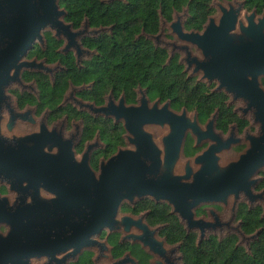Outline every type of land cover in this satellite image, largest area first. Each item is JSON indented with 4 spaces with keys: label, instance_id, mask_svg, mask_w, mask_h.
Instances as JSON below:
<instances>
[{
    "label": "water",
    "instance_id": "water-1",
    "mask_svg": "<svg viewBox=\"0 0 264 264\" xmlns=\"http://www.w3.org/2000/svg\"><path fill=\"white\" fill-rule=\"evenodd\" d=\"M238 10L231 6L227 11L222 9L217 24L208 18L201 34L178 30L181 38L200 50L201 57L191 56L187 65L193 64V71L200 70L207 81H216V90L242 97L246 102L244 112L249 110L258 126L257 136L249 137L250 146L238 154L236 161L215 174L214 153L229 143L217 138L215 144L193 157L198 165L195 170L189 168L187 161L183 174L175 173L172 168L180 157L184 133L187 129L194 132L195 118L190 121L185 110L179 114L169 111L167 103L158 107V100L148 105L143 97L136 105H124L119 99L117 107L109 102L106 107L91 109L93 115L120 120L127 141L135 146L134 150L117 148L100 160L97 172L88 163L92 144H87L76 160L71 144L60 139L49 141V132L43 127L25 139L31 142L29 145L0 134V177H7L10 189L17 193L26 191L17 187L21 180L35 187L30 203L23 204L26 195H18L19 203L7 207L5 198H0V223L8 226L0 235V264H28L30 258L42 257L46 259L42 264L61 262L81 247L97 245L103 249V244L94 238L104 228H115L121 200L134 197L166 201L184 229H197L201 237L203 227L209 223L193 218L192 209L197 204L224 202L229 194L237 196L239 191L248 193L252 183L248 178L264 166V91L259 82L264 75V16L256 23L247 17V24H240L239 30L249 39L232 43L228 33L235 26ZM60 15L55 0H0V112L7 83L17 79L21 68L39 66L34 60L21 59L36 40L40 41L41 29L51 28L55 37L62 35L67 39V45L74 42L77 34L69 30V24L61 22ZM149 124L167 126V133L161 137L162 156L151 134L142 129ZM205 126L211 129L212 121ZM54 146L55 152L44 150ZM38 186L54 196L49 199L50 206L48 200L42 202L46 215L40 219ZM143 229L141 237L133 238H138L142 247L164 256L161 242L146 227ZM121 263L123 260L112 264Z\"/></svg>",
    "mask_w": 264,
    "mask_h": 264
},
{
    "label": "rangeland",
    "instance_id": "rangeland-1",
    "mask_svg": "<svg viewBox=\"0 0 264 264\" xmlns=\"http://www.w3.org/2000/svg\"><path fill=\"white\" fill-rule=\"evenodd\" d=\"M103 1H110V0H103ZM56 10L61 12L60 20L63 24H69V30L72 33H76L77 36L74 37V42L67 45V39L59 35L55 37L53 30L51 28H43L40 31V41L36 40L34 42V46L38 47V42L44 41V34L49 33L51 37L56 38V40L60 41L59 50L65 51L64 54H60L62 57L68 55L71 58H77L78 61L84 63L85 60H88L91 56H97V48L94 45L100 37H108L112 34L113 25H92L88 22V19L85 16H81L78 19L77 26H73V22L70 20H66L65 16L67 14V9L64 6V0H55ZM229 6L236 9L239 8L237 11V18L234 28L228 33V36L231 39L232 43L243 42L248 40L249 38L239 30L240 24H247V17H251L254 23L258 21L261 17L264 16V0H209L208 9L209 13L205 19V21L198 27V28H190L186 27V22L190 18V9H189V0H187L179 9L169 8V11L164 10V7H161L157 10L158 14V24L155 32H146L141 27L137 30L135 34V38H143L148 39L152 45L159 46L165 49L167 58L176 57L177 63L180 65L182 73L184 76L191 77L193 80L202 81L208 89H216V83L212 81H207V79L202 77V73L200 70L193 71V64L187 65V61L191 56H195L200 58V50L195 45L190 43L187 40L181 38V35L178 34V30L182 33H197L201 34L204 30L203 24L208 22V18H211L214 24L218 23V19L221 16L222 9L227 11ZM264 33V28L263 31ZM100 40V39H99ZM67 48H66V47ZM32 47L28 49L24 57L21 61H33L35 63H39V66L35 67H28V68H21L17 75V79L14 81H10L4 87L3 95L5 96V102L1 103V112H0V134L7 137V139H13L18 141L22 144L26 143L29 145L31 142L26 141L25 139L33 133H38L39 127H41L40 121L45 120V125L50 127V119H44L45 115H48L49 112L44 109H40L37 107L35 109L34 105L35 99L37 96V92H41L42 84L38 81H33V78L25 79L24 74L29 73L33 74V71H38V67L41 70L46 69L45 75L53 74L55 71L58 70V65H55L53 62L49 63L46 59L37 58L35 55H28V52L32 50ZM59 54L58 52H56ZM80 58V60H79ZM62 64V63H61ZM65 66V64H63ZM39 69V70H40ZM46 77V76H45ZM260 79V86L264 91V83L262 79H264V75L259 77ZM46 84L48 85V79L46 77ZM93 81V80H91ZM93 83V82H92ZM87 85V84H86ZM88 88V86H85ZM133 98L131 101L133 105L139 104V100L143 98H148L149 101H153L155 98L151 97L148 92V88L146 85L136 84L133 88ZM22 92V94H21ZM72 93L71 98L69 94ZM120 93L119 98L120 100H124L122 97V91ZM224 97L226 98V102L224 108H228L229 111L236 114V116L241 119L244 124H238L235 120H231L229 123V127H224V123L220 121L219 124L216 122V116H218V111L215 110L214 113L210 115L208 118H204V121H212V126L216 123L215 132L217 134H221L225 136L228 135H237L241 137L240 142L238 141H229L228 147L221 148L217 152L214 153L216 157V167H215V174L221 172L229 163L235 162L238 158V151L242 146L249 147L250 146V138L247 134H255L257 131V124L252 120V114L250 111L244 112L245 107V100L242 97H233L231 93H225ZM72 98L80 99V96L77 94V90L74 88H70L66 91L62 98V104H69L75 105ZM116 98V97H115ZM118 98V99H119ZM117 99V100H118ZM82 100V98H81ZM84 101V100H83ZM127 101V99H126ZM125 101V102H126ZM128 102V101H127ZM106 105H109V101L106 100ZM85 107H81L84 114L90 115L93 112L91 109L92 101H84ZM152 102L150 103V105ZM42 105V104H41ZM64 105L59 107L56 111V127H61L63 129V133L65 136H68L69 132H75V126L78 125V121L75 118H72L71 121L64 118L62 115L66 114L63 112ZM92 105V106H91ZM77 108V106H75ZM48 108V107H47ZM193 112L189 111L187 113V117L190 121H192ZM218 118V117H217ZM54 121V120H53ZM207 122L205 124H207ZM121 124V123H120ZM201 124V123H200ZM202 125V124H201ZM197 126V125H196ZM206 126L204 125V128ZM198 129L203 128L199 125L197 126ZM212 128V127H211ZM142 129L146 132H149L152 136L153 143L155 146L160 150V156L163 155L162 153V144H161V137L166 133L167 126H159L155 124L143 125ZM227 129V130H226ZM226 131V132H225ZM225 132V134L223 133ZM129 135V134H128ZM124 146L122 149H129L134 150L135 146L132 143L127 141V133L125 132L123 136ZM90 142L96 143V140L93 138ZM90 143V144H92ZM93 143V144H94ZM203 144L199 147H204L207 144L206 141L202 142ZM92 144V145H93ZM98 146V145H95ZM93 147V146H92ZM230 147V148H229ZM246 147V148H247ZM189 162V165L192 169H195V163L193 159H183L178 157L175 161L172 170L176 173H181L184 165ZM225 166V167H224ZM251 180L252 183L248 187V194L241 192L240 195L234 196L233 194H229L224 202H214V204H204L200 206H206L205 209L202 208L200 211L199 216L197 215L199 212H196L195 216L202 217L205 220H211L212 217L208 213V208L211 207L215 212L216 219L221 222L219 227H216L213 230V236L218 237L228 233H233L236 236L237 244L242 246L244 250L249 254L252 251L253 243L256 241V231L253 233H245L240 230L238 227L239 221L234 215L235 207L237 203H253L258 205L264 214V166H260L255 170V172L248 178ZM13 191L8 193V198L11 199L13 197ZM241 194H245L247 198H244ZM47 194L41 192L39 195L40 201L48 200L46 197ZM147 197H142L137 199L134 197L132 200L122 199L119 204V211L117 212L114 218V229L111 228H104L100 231L99 235L94 238L96 242L103 244V249H99L98 246H85L82 248L81 253H76L74 256H69L62 260L61 262H54L52 264H112L117 262L118 260H123L121 264H137L136 259L127 251L122 250L119 251V254L115 255L113 251V245L111 241L107 239L108 235L116 234L115 238H119L118 242L121 243H128V244H136L141 245V242L138 238L133 237H141L144 233V229L146 227L147 232H149L155 240L161 242V247L164 250V256H161L153 251H150L147 246H143L144 250L148 251V255L150 257V264H182V259L180 256L179 249V242L167 243L162 241V236L158 234L159 229L161 228V224L157 225H149L144 222V215L146 211H138L136 213H132L128 210H124L123 207L129 206L132 207L136 202L145 199ZM148 199V198H147ZM42 202L39 204V208L37 214L39 215V219L42 217L44 218L46 214L43 213V209L41 208ZM209 207V208H210ZM197 211V210H196ZM199 211V210H198ZM229 222V223H228ZM147 225H146V224ZM228 223V224H225ZM0 231H3V227L0 226ZM197 238L196 242L199 241L198 239V230H194ZM209 232H207L208 234ZM211 233V231H210ZM138 239V240H137ZM110 245V246H109ZM264 246V244H263ZM85 248V249H84ZM87 252V255L85 254ZM90 256V257H89ZM57 258H60L58 256ZM46 262L45 258H30L28 264H42Z\"/></svg>",
    "mask_w": 264,
    "mask_h": 264
},
{
    "label": "trees",
    "instance_id": "trees-1",
    "mask_svg": "<svg viewBox=\"0 0 264 264\" xmlns=\"http://www.w3.org/2000/svg\"><path fill=\"white\" fill-rule=\"evenodd\" d=\"M187 0H64L67 9L66 20L77 26L78 19L85 16L92 25H113L112 34L100 37L94 45L98 55L89 61L85 69L69 71L73 83L93 80V88L88 92L90 99L96 98L100 90L111 88L118 93L123 91L128 101L133 98L132 88L136 84L146 85L151 97L159 96L162 100L171 98L174 107L184 105L188 110L197 109L198 120L202 121L214 107H219L220 118L235 120L238 124L244 122L233 113L222 110L224 96L221 93H207L206 87L201 82L194 83L192 78H184L180 73L181 67L176 64V57L166 62L164 48L154 46L148 39L135 38L137 30L141 27L146 32H155L158 24L157 10L164 7L179 9ZM209 0H189L190 18L186 27L198 28L206 19L209 9ZM45 49L39 50L36 46L28 52L37 58L44 57L48 62L61 58L55 48L60 44L49 33L44 34ZM65 57H70L66 55ZM37 78L36 74L25 73L24 78ZM37 80V79H36ZM41 93H48L49 99H56L57 94L65 84L64 79L48 91V85L41 78ZM264 83V79H262ZM91 92L93 94H91ZM55 95V96H53ZM47 100V97H46ZM54 101V100H53ZM222 110V111H221ZM97 131L103 143L102 148L93 150L89 157V166L96 169L98 156L107 157L112 154L116 146L123 144L121 134L123 129L119 123H112L110 119L85 116L84 128L77 150L86 139H91ZM191 138L185 137L183 154L190 156L198 150L192 147ZM264 187V182H263ZM124 210L132 213L146 211L145 222L149 225L161 224L158 234L163 236L167 243L179 242V252L182 264H264V217L259 218L260 209L254 207L248 211L240 205L237 216L244 221L241 229L251 232L256 227H262L257 240L253 243L251 253H246L244 248L236 244L233 234L217 240L214 236L195 242L193 232L186 233L164 203H154L148 199L136 202L132 207L125 206ZM116 234L108 235L107 239L113 245L115 255L119 251L127 250L137 260V264H149V255L138 245L117 243Z\"/></svg>",
    "mask_w": 264,
    "mask_h": 264
},
{
    "label": "flooded vegetation",
    "instance_id": "flooded-vegetation-1",
    "mask_svg": "<svg viewBox=\"0 0 264 264\" xmlns=\"http://www.w3.org/2000/svg\"><path fill=\"white\" fill-rule=\"evenodd\" d=\"M55 40H56V38H54ZM34 45V44H33ZM38 47H39V50H41V51H43L44 49H45V40L44 41H42V42H38ZM60 46V45H59ZM59 46L58 47H56L55 48V51L56 52H58L59 54H64L65 52H67V50H65V51H62V50H59L60 48H59ZM67 48V47H66ZM36 57V56H35ZM42 59H44V57H41ZM94 57L93 56H91L88 60H85L84 61V63H80L79 61H78V59L77 58H71V57H61V58H57V59H55L54 61H51V62H53L55 65H58L59 67H58V70L57 71H55L53 74H50V75H45L46 73V69H44V70H41L40 69V67H38V71H33V73L34 74H36L38 77L37 78H34L33 77V81H38V82H41L42 80H41V78H44V80L46 79V77H47V79H48V91H50V89L54 86V84H59L60 82H62V80L64 79V81H65V84H63V86H62V89L59 91V93L57 94V97H56V99H49L50 98V95H48V93H50V92H46V93H41V92H37V96H36V98H34L35 99V109H37V107H39L40 109H44V110H47V112H49L48 113V115H45V118L44 119H50V121H51V123H50V127H47L46 125H45V120H42V121H40V126L41 127H43L47 132H49V141L50 140H54V139H60V140H63V141H68L70 144H71V149H72V151L74 152V158L76 159V160H78L79 159V157H80V155H81V153L85 150V148H86V145L87 144H90V143H92V142H90L91 141V139H95L96 140V143H92L93 144V147L91 148V150L89 151V156H88V163H89V157H90V154H91V152L93 151V150H95V149H97V148H102L103 147V143L101 142V140L99 139V137H98V133H97V131H95L94 132V134H93V136L91 137V139H86V140H84L83 142H82V144H81V148H80V150H77V146L79 145V143H80V140H81V136H82V132H83V128H84V123H85V116H88V117H92V118H95V117H101V118H107V119H110L111 120V122L112 123H121L120 125H121V127H122V122L120 121V120H117V121H114V119H113V117L112 116H102V114H98V113H96V115H93V114H90V115H88V113L87 114H84V112L85 111H83L82 110V106L83 107H85L86 108V106H87V104L86 105H84V101H88V102H90V101H92V107L93 108H97V107H106L107 105H106V100L107 101H109L112 105H113V107H117V103H118V101H119V94L120 93H116V91H113L111 88H108L107 90H105V91H102V90H100V94H99V96H97L96 98H99V102H97L96 100L97 99H90L89 98V96H88V92L90 91V89H92L93 88V81H91V80H87V81H80V82H78V83H73L71 80H70V74H68L69 73V71H76V70H79V69H85L86 67H87V64L89 63V61H91L92 59H93ZM171 58H167L166 57V62H168L169 60H170ZM79 60H80V58H79ZM62 63V64H61ZM48 65H50L51 63L49 62V63H47ZM63 64H65V66L63 65ZM176 64H178L177 63V59H176ZM179 65V64H178ZM180 66V65H179ZM40 69V70H39ZM180 73H182V70L180 69ZM46 76V77H45ZM184 76V75H183ZM184 78H191V77H188V76H184ZM37 79V80H36ZM193 80V79H192ZM46 81V80H45ZM193 82L194 83H196V82H201V83H203L202 81H199V80H193ZM215 83H216V81H214ZM259 82H260V79H259ZM87 84V85H86ZM204 84V83H203ZM261 84V83H260ZM85 86H88V88H85ZM204 86L206 87V90H207V93H221L223 96H224V94H225V92H223L222 90H216V89H208L207 88V86L204 84ZM70 88H75L76 90H77V94L80 96V99H74V98H72V100H73V102L75 103V105H69V104H62L63 102H62V98H63V96H64V94L66 93V91L68 90V89H70ZM21 94H22V92H21ZM91 94H93L92 92H91ZM53 96H55V95H53ZM71 96H72V93L71 94H69V97L71 98ZM122 97H124V100H123V104L124 105H133V103L132 102H129L128 100V102L126 101V97H125V94H124V92L122 91V95H121ZM46 97H47V100H46ZM116 97V98H115ZM81 98H82V100H81ZM119 98V99H118ZM154 100H158V104H157V106L158 107H160L162 104H164V103H167V109L169 110V111H171V112H174V113H177V114H179L182 110H185V112L186 113H188L189 111H192L193 112V115H192V117H194L195 118V123H196V125L198 126H200V127H203V128H200V129H198L197 128V126H196V129L194 130V132H191L189 129H187L186 131H185V133H184V137H183V139H182V143H181V147H180V157L181 158H185V159H189V158H191V159H193V157L195 156V155H197V154H199L203 149H205L209 144H215L216 143V140H217V138L219 139V141L220 142H224V141H231V140H233V141H239L240 142V140H241V137L240 136H237V135H228L226 138H225V136L224 135H222V133L220 134H217L216 132H215V129H216V123L217 124H219L220 123V121H222L223 123H224V127L225 126H227V129H228V127H229V123L231 122V120L230 119H228V118H220V109H219V107H214L213 109H212V111H210L207 115H206V117L205 118H208V117H210V115L212 114V113H214V111L215 110H219L218 111V116H216V120H218L219 119V121H217L213 126H212V128L211 129H206V128H204V125H206L205 123L207 122V121H204V119L202 120V121H200V120H198V116H197V109H196V107L195 108H192V109H190V110H188L187 108H185L184 107V105H182V104H179V107L178 108H176V107H174V104H173V101L171 100V98H168V97H166V98H164V99H160L159 98V96H154ZM118 99V100H117ZM84 100V101H83ZM147 100H148V105H150V103L151 102H153V101H149V99L147 98ZM226 100V98L224 97V99H223V101H222V110H227V111H229L228 110V108H226V106H225V108H224V105H225V101ZM126 101V102H125ZM42 104V105H41ZM62 105H64V109H63V112L64 113H66V114H64V115H62L64 118H66V119H68L69 121H71L72 120V118H75L76 119V121H78V125H76L75 126V132L73 133V131L72 132H69V134H68V136H65V134L63 133L64 131H63V129L61 128V127H56L55 126V123H56V120H55V118H56V111L59 109V107H62ZM75 106H77V108L75 107ZM48 107V108H47ZM108 109H111V108H108ZM244 109H245V107H244ZM221 110V111H222ZM247 111H249V110H246L245 112H247ZM229 112H231V111H229ZM86 113V112H85ZM231 113H233V112H231ZM234 114V113H233ZM235 116H236V114H234ZM218 117V118H217ZM237 117V116H236ZM238 118V117H237ZM239 119V118H238ZM54 120V121H53ZM241 120V119H240ZM202 125H201V124ZM244 124V123H243ZM38 128H39V126H38ZM122 129H123V127H122ZM226 129V130H227ZM226 132V131H225ZM225 132H223L224 134H225ZM166 133H167V131H166ZM165 133V134H166ZM124 134H125V130L123 129V133L121 134V137H122V141H123V136H124ZM164 134V135H165ZM257 134H258V128H257V131H256V133L255 134H247V135H249V137H253V136H257ZM163 135V136H164ZM186 136H189L190 138H191V145H192V147H198V150L196 151V152H194L192 155H190V156H185L184 154H183V151H182V148H183V143H184V140H185V137ZM211 136H213V137H216V138H212ZM204 141H206L207 142V144H205L204 145V147H202V148H200L199 146L200 145H202L203 143L202 142H204ZM95 145H98V146H95ZM124 146V141H123V144L121 145V146H116V149H115V151L117 150V148H122ZM247 147V146H246ZM246 147H244V146H242L241 148H240V150L238 151V154L239 153H241V152H243L244 151V149H246ZM230 148V147H229ZM44 150H46L47 152H49V153H52V152H55V146L54 147H51L50 149H44ZM114 151V152H115ZM113 152V153H114ZM111 155V154H110ZM110 155H108V156H110ZM107 156V157H108ZM107 157H103V156H98V159H97V165H96V169L94 170L95 172H97L98 171V165H99V163H100V160H105ZM189 164V163H188ZM195 166H197L198 167V165H195ZM196 167V168H197ZM189 168L191 169V170H195V169H192L191 168V166L189 165ZM176 173V172H175ZM182 174H183V170H182V172H181ZM181 173H179V174H181ZM10 180L7 178V177H2V175H1V177H0V198L1 197H4L5 198V201H6V203H5V206H7V207H13L14 205H16L17 203H19V200L20 199H18L17 197H18V195H19V197L20 196H23V195H26V197H25V199L24 200H22V203L23 204H26V203H30V194H31V192L33 191V188H35L34 187V185H28L27 184V182H25V181H22L21 180V182H19L18 184H17V187L18 186H20L21 188H22V190H26L23 194H21V192L18 190V193L17 192H15L14 190H12V189H10V182H9ZM13 182H15L14 180H13ZM14 184V183H13ZM37 190H38V195H37V198H38V200H39V195H41V192L42 193H44V194H47V196L46 197H48L47 199H48V204H49V206H50V202H49V199L50 198H52V197H54L52 194H50V193H48L47 191H45V189H43V188H41L40 186H38L37 187ZM11 191H13L14 193H13V197L11 198V199H9L8 198V193H11ZM242 191H239L238 193H237V195L239 196L240 195V193H241ZM244 198H247V196H245V194H241ZM247 195H249L248 193H247ZM148 198V197H147ZM147 198H145V199H147ZM148 200H151L152 202H154V203H164V204H166V205H168L169 206V208H170V212H171V209H172V207L166 202V201H161V202H155V201H153L152 199H150V198H148ZM40 202H44V201H38V207H37V209L39 208V204H40ZM21 204V203H20ZM204 204H214V202H201V203H199V204H197L193 209H192V212H193V218L194 219H201V220H203V221H205V222H208L209 223V225L208 226H206V227H203V235L201 236V237H199V232H198V239H199V241H201V240H204V239H207L209 236H213L214 234H213V230H215V228L216 227H219L220 225H221V222L219 221V220H217L216 219V215H215V212L213 211V209L210 207H207L208 208V213H209V215L212 217V219L211 220H205V219H203L202 217H198L199 216V214H200V211L202 210V208L203 209H205L206 208V206L204 207V206H200V205H204ZM240 205H244V207H245V209L248 211L249 209H252V208H254V207H258L259 209H260V213H259V218H262V217H264V214H263V211L261 210V208L258 206V205H255V204H253V203H248V204H245V203H237V205H236V207H235V212H234V215H235V217L237 218V220L239 221V228H240V230L241 231H243L242 229H241V225H242V223H243V219L241 218V217H239V216H237V210H238V208H239V206ZM6 207V208H7ZM197 210V211H196ZM199 210V211H198ZM196 212H199L197 215L198 216H195L196 215ZM172 213V212H171ZM146 214V213H145ZM174 216H176V218H177V220H178V222L182 225V227L184 228V224L183 223H181L180 221H179V219H178V217H177V215L175 214V213H172ZM145 216V215H144ZM144 221H145V219H144ZM229 223V222H228ZM228 223H225V224H228ZM0 226L1 227H3V231H0V235H4L5 234V232L8 230V226H7V224H5V223H0ZM261 229H262V227H256L255 229H253V231H251V232H245V233H253V232H255L256 231V240H257V238H258V235H259V233H260V231H261ZM185 230V229H184ZM194 230H196V229H191V230H189V231H186L185 230V232L186 233H188V232H193L194 234H195V232H194ZM210 231H211V233H210ZM207 232H209L208 234H207ZM244 232V231H243ZM230 234H233V233H228V234H225V235H222V236H218V237H215L217 240H219V239H221L222 237H224V236H227V235H230ZM234 235V234H233ZM235 236V235H234ZM236 237V236H235ZM162 238L164 239V237L162 236ZM196 238H197V236H196V234H195V240H196ZM118 240H119V238L117 237V242H118ZM164 241H165V239H164ZM198 241V242H199ZM166 242V241H165ZM196 242V241H195ZM198 242H196V243H198ZM180 244V243H179ZM236 244H237V239H236ZM263 244H264V242H263ZM239 245V244H238ZM97 246V245H96ZM110 246V245H109ZM146 254H148V251L147 250H144L143 248L144 247H142L141 245H138ZM99 247V246H98ZM242 247V246H241ZM264 247V246H263ZM82 248L83 247H81L80 249H79V251L77 252V253H81L82 252ZM85 249V248H84ZM178 251H179V249H178ZM129 252V251H128ZM245 252H246V250H245ZM247 253V252H246ZM76 254V253H75ZM85 254L87 255V252L85 251ZM180 256H181V254H180ZM90 257V256H89ZM182 257V256H181ZM46 260V259H45ZM52 263H54V261H51V262H48L47 264H52ZM136 263H137V260H136ZM148 263L150 264V257L148 258Z\"/></svg>",
    "mask_w": 264,
    "mask_h": 264
}]
</instances>
